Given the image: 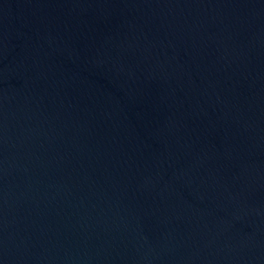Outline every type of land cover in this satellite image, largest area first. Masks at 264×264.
Masks as SVG:
<instances>
[{
	"label": "water",
	"instance_id": "obj_1",
	"mask_svg": "<svg viewBox=\"0 0 264 264\" xmlns=\"http://www.w3.org/2000/svg\"><path fill=\"white\" fill-rule=\"evenodd\" d=\"M0 264H264V0H0Z\"/></svg>",
	"mask_w": 264,
	"mask_h": 264
}]
</instances>
